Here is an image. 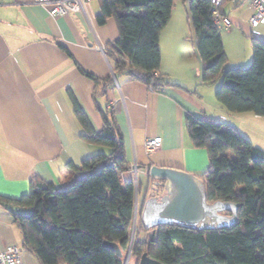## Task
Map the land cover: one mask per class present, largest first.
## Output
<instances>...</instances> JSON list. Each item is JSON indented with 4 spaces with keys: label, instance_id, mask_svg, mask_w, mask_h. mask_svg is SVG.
Instances as JSON below:
<instances>
[{
    "label": "trees",
    "instance_id": "obj_1",
    "mask_svg": "<svg viewBox=\"0 0 264 264\" xmlns=\"http://www.w3.org/2000/svg\"><path fill=\"white\" fill-rule=\"evenodd\" d=\"M174 1L100 0L98 22L104 24L112 17L118 27L117 39L105 48L116 75L127 74L157 92L180 86L160 69V36L171 19ZM190 16L195 52L204 62L201 84L222 78L215 96L229 112L264 116V41L253 32L250 65L226 68L229 58L212 0H190ZM110 81L113 84L112 77ZM69 93L83 128L82 139L107 151L85 158L80 165L69 161L60 185L33 176L30 190L20 197L0 194V205L21 231L23 247L40 264H125L129 252L128 264H139L144 253L165 264H264L262 147L252 145L234 125L188 111L190 137L209 154V166L199 175L208 199L239 203V220L213 230L175 225L147 230L138 217L132 239L137 187L122 177L130 163L115 113L103 112V126L96 129L76 95ZM230 149L238 151L237 158L229 156ZM106 242L117 243L122 254Z\"/></svg>",
    "mask_w": 264,
    "mask_h": 264
},
{
    "label": "crops",
    "instance_id": "obj_2",
    "mask_svg": "<svg viewBox=\"0 0 264 264\" xmlns=\"http://www.w3.org/2000/svg\"><path fill=\"white\" fill-rule=\"evenodd\" d=\"M24 1L3 0L0 5L1 195L20 197L27 193L33 176L60 185L66 180L69 161L80 165L85 158L107 151L82 139L83 128L75 115L69 91L76 95L96 129L103 126V112L114 111L130 163L122 177L137 187L136 222L146 198L154 193L148 174L151 165L180 168L198 176L208 168V151L194 145L186 113L205 114L215 120L232 116L215 100L217 86L210 89L201 84L200 68L195 73L196 83L184 79L188 73L184 58L199 56L195 51L182 52L178 31L168 35L166 45L163 41L166 28L161 32L160 69L180 86L157 92L127 74L114 73L113 61L105 48L117 39L119 32L112 17L104 24L98 22L100 0L89 1L86 13L56 17L46 8ZM232 1L235 4L228 8L227 4ZM244 1L225 0L223 14L232 20V11H238ZM252 12L250 0L248 8L236 17L240 29L231 26L228 33L238 40L240 35L246 39L250 28L264 41V24L254 31L249 21ZM227 55L230 61L231 55L228 52ZM233 59L241 67L244 64L241 62L252 60V52L250 55L247 50L245 55L234 53ZM172 67L181 72L180 77H172ZM82 70L92 73L100 82ZM110 77L113 84L108 82ZM246 117L253 119L249 114L243 118ZM155 135L163 141L151 151L146 143ZM12 245L20 247L23 264H40L37 256L23 247L20 229L0 205V247Z\"/></svg>",
    "mask_w": 264,
    "mask_h": 264
},
{
    "label": "water",
    "instance_id": "obj_3",
    "mask_svg": "<svg viewBox=\"0 0 264 264\" xmlns=\"http://www.w3.org/2000/svg\"><path fill=\"white\" fill-rule=\"evenodd\" d=\"M148 174L154 193L146 198L141 208L140 217L145 229L175 225L213 230L231 227L238 222L239 203L223 200L210 202L205 183L197 174L160 165H151ZM161 189L163 193L158 194ZM106 244L122 254L117 243ZM129 258L130 252L125 264H128ZM139 264L165 263L144 253Z\"/></svg>",
    "mask_w": 264,
    "mask_h": 264
},
{
    "label": "rangeland",
    "instance_id": "obj_4",
    "mask_svg": "<svg viewBox=\"0 0 264 264\" xmlns=\"http://www.w3.org/2000/svg\"><path fill=\"white\" fill-rule=\"evenodd\" d=\"M249 1L250 0H245L242 3L241 8L238 9V11L236 10L232 11V20H233L232 28L233 29L234 28L240 29V26H239L240 23L238 22L236 17L238 16V12H241L244 9L248 8ZM234 4H235V1H232L231 3L227 4V7L229 8L233 6ZM165 28H164L165 33L163 35V39H164L163 41L165 45H166V38L168 37V35L174 34L175 32L178 31V33L176 34H179L180 36V45H181V48H183L182 52L191 53L195 51V48H194L195 30L191 24L190 0H175L174 1L171 19ZM220 29H221V34L223 37L225 52L226 53L228 52L231 55V60L226 65V68L238 67L236 66V64H234L235 62H234V59L232 60V58L234 57V53L240 52V54L245 55V50H247V52L250 55V52H252L251 43H250V35L252 33V30L248 28L249 30H247L246 39L243 37V35H240V40H241L240 41L238 40V38H236V36L230 35L228 33L230 32L229 28L223 25H220ZM165 50L166 48H164V52ZM199 58L200 57H197V59H195L194 56L193 57L188 56L184 58V60L186 59L188 63V73L184 79H187V81H189L190 83L191 82L196 83V79H197L196 74H195L197 72L196 70L200 68L202 71L204 62L202 61V59H199ZM251 61L249 62V59H248L244 62H241V63H244L241 67H248ZM167 62L171 63L170 61H167ZM170 69H171L172 77H180L179 75L181 72H179L178 70H174L177 68L172 67ZM181 77H184V76L181 75ZM201 79H202V75L200 76V80ZM221 81H222V78H219L217 81L207 85V86H210L207 88L211 89L214 86L218 87ZM215 93H216V90L214 92V95ZM214 98L215 100H217L216 96ZM229 113L232 116L231 119L227 118V120H217V121L224 122L226 124H229L231 123L230 121H232L233 123H235V125L238 127L239 130L241 129L240 131H243L246 134V136L248 137L252 145L261 146L264 148V116L256 115L251 112H242V113L229 112ZM246 114H249L250 116H252L253 119H247V117L246 119L243 118ZM238 116H242V117H238ZM228 154L231 158H237L239 155L236 149H230L228 151ZM132 235H133V232L131 236Z\"/></svg>",
    "mask_w": 264,
    "mask_h": 264
},
{
    "label": "built area",
    "instance_id": "obj_5",
    "mask_svg": "<svg viewBox=\"0 0 264 264\" xmlns=\"http://www.w3.org/2000/svg\"><path fill=\"white\" fill-rule=\"evenodd\" d=\"M91 0H25V3L40 5L47 9L52 16H61L69 13L87 12V3ZM222 0H212L213 14L215 22L218 25H223L227 28H231L232 20L223 14L220 9ZM3 4V0H0V5ZM253 12L250 16V24L254 31L260 25L264 24V0H251ZM162 137L159 135L150 136L147 139V147L153 151L162 145ZM160 193V192H158ZM137 213L135 215V224L133 229L134 238L136 229ZM0 264H23L21 257V249L17 245H12L7 248L0 247Z\"/></svg>",
    "mask_w": 264,
    "mask_h": 264
}]
</instances>
